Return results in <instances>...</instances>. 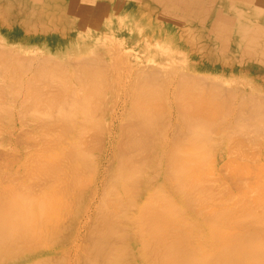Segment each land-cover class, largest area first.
Segmentation results:
<instances>
[{"label":"bare ground","instance_id":"6f19581e","mask_svg":"<svg viewBox=\"0 0 264 264\" xmlns=\"http://www.w3.org/2000/svg\"><path fill=\"white\" fill-rule=\"evenodd\" d=\"M90 2L0 0V121L34 117L0 176V258L87 192L84 264H124L137 236L152 264H264V0Z\"/></svg>","mask_w":264,"mask_h":264},{"label":"rangeland","instance_id":"374dc122","mask_svg":"<svg viewBox=\"0 0 264 264\" xmlns=\"http://www.w3.org/2000/svg\"><path fill=\"white\" fill-rule=\"evenodd\" d=\"M12 109H13V108H12ZM17 109H19V108H17ZM12 111H13V112H12V115H11V116H13V117L15 116V117L12 119V122H11V123H13V122L16 121V122L13 124V125H14V126H13V127H14V130L12 129V130H13L12 133H10L11 131L9 132V130H11V128H13V127H12V124L10 125V123L8 122L9 125H10L11 127H9V125H8V127H7V126H6V122H5V124H4V122H3V121H5V120L0 121V122H3V124H4V126H3L2 123H1L2 127H1V125H0V133H4V134H1V135H0V140H1V141H0V164H1V165H0V173H1L0 176H2V172L5 171V169L7 170V169H9V168H14V165H15V164L17 165V163H19V161H21V155H20L19 153H22V154H23L24 152H23V151H20V148H22L21 150L25 149L24 151L27 152V151H29L28 149L30 148V146L33 148V145H34V144H32V143H34V142H33V141L31 142L32 139H29L30 137L28 136V135L32 134V132H31L30 134H28V132H27L28 135L24 136L26 133L23 132V133H24V135H23V133H22L21 131H19V127H21L22 125H23L24 128L27 126L26 129H27L28 127H30L29 129H32L33 127H32V125H30V124H33L32 122H33L34 117H31V116H30L31 118H33L32 121L30 120V119H31L30 117H29V119H28L29 121H28V120H26V121L24 120L26 124H29V125H30V126H29V125H26L25 123H24V124L19 123L20 118H21V121H23V120H22V117H19V121H18L17 118H18V116H20V114H19V115L17 114V112L19 113V111H18V110L16 111V108H15V110L13 109ZM14 111H15L16 113H15ZM14 113H15V114H14ZM13 114H14V115H13ZM17 115H18V116H17ZM11 116H10V118H11ZM10 118H9V120L11 121ZM23 118H24V117H23ZM25 118H27V117H25ZM14 119H15V121H14ZM27 122H28V123H27ZM29 122H30V123H29ZM8 123H7V124H8ZM18 123H19V124H18ZM20 124H22V125H20ZM2 128H3V129H2ZM26 129L23 130V131H26ZM1 130H3V132H2ZM6 130H7V132H6ZM18 131H19V133H18ZM27 131H28V129H27ZM33 131H34V129H33ZM20 132L22 133V138H24V137L26 138V139H25V138L23 139L24 141L22 140V138L20 139V137H18L19 134H20L19 136H21V133H20ZM29 132H30V131H29ZM7 133H10V134H8V136H7ZM17 133H18V134H17ZM13 134H15V135H13ZM16 134H17V135H16ZM2 135H3V136H2ZM4 136H6V137H4ZM23 136H24V137H23ZM2 137H3V138H2ZM27 137H28V139H27ZM31 137H32V135H31ZM33 137H34V136H33ZM17 138H18V139H17ZM12 139H13V140H12ZM16 140H17V141H16ZM20 140H22L21 143L18 142V141H20ZM33 140H35V139L33 138ZM14 141H15V142H14ZM26 141H27V142L29 141V142L26 143ZM3 142H4V143H3ZM24 142L26 143V145H25ZM16 143H17V144H16ZM22 143H24V144H22ZM29 144H30V145H29ZM31 144H32V145H31ZM19 145H20V146H19ZM24 145H25L26 148L24 147ZM27 146H28V147H27ZM16 147H17V148H16ZM18 149H19V150H18ZM30 149H31V148H30ZM17 150H18V151H17ZM4 153H5V155H4ZM6 153H7L8 155H7ZM12 153H13V154H12ZM2 154H3V155H2ZM9 155H11L10 158H8ZM12 155H13V156H12ZM16 155H17V156H16ZM2 156H3V157H2ZM18 156H19V157H18ZM7 158H8V159H7ZM15 158H16V160H15ZM17 158H18V159H17ZM5 159H7V160H5ZM11 159H13L14 162H11V163H10V160H11ZM13 160H12V161H13ZM5 161H6V162H5ZM8 161H9V162H8ZM1 162H3V164H2ZM5 163H7V164L9 163L8 165H9L10 167L8 168V165L5 164ZM10 164H12V165H10ZM2 165H3V166H2ZM6 165H7V168L5 167ZM11 166H12V167H11ZM4 167H5V169H3ZM10 170L13 171L12 169H10ZM30 173H31V171H30ZM85 175H86V174H85ZM1 178H2V177H0V179H1ZM83 178H84V177H83ZM3 179H5V178H3ZM3 179H1V181H3ZM31 180H32V179H31ZM31 180H30V182H31ZM1 181H0V182H1ZM27 181H29V180H27ZM86 181H87V178H86ZM3 182H4V181H3ZM3 182H2V183H3ZM84 182H85V181H84ZM26 183H27V182H26ZM28 183H29V182H28ZM31 183H32V182H31ZM86 183H87V182H86ZM86 183H85V184H86ZM4 184L6 185V183H4ZM0 185H1V188H2V187H3V184L0 183ZM29 185H32V184H28V187H29ZM26 186H27V184H26ZM86 187H88V186H85L84 188H86ZM31 188H32V186L29 187L28 190L31 189ZM25 189H27V187H26ZM25 189H24V190H25ZM28 190H26V192H27ZM32 190H33V188L31 189V191L28 192L29 195H30V192H32ZM86 191H88L87 188H86ZM22 192H23V191H22ZM22 192H21V194H23V196H27V195H25L26 192H25V193H24V192L22 193ZM28 193H26V194H28ZM85 194H87V192H84V193H83V196H84ZM83 196H82L81 199L79 200V204H78V202L75 204L76 200H75V202L72 201V200H70V201L74 202V203H72V202L69 203V204H72V206L69 205V208H68V207H67V208H63V210H62V208H58V207H59L58 203H57V204L55 203V204L57 205V207H56V205H55V206H52V207H49V206H50V205H49L48 207H49L50 209H49V208H46L47 210H46L45 213L47 214V216H50V212H54V214H51V216H52V215H55V212H56V213L58 212V215H59V212H61V211H65L64 209H68V211H66L65 213L68 212V215H69V216H68V215H67V216H68L69 218L72 219V220H70L71 222L68 223L69 226H67V224H66L67 222L64 223L65 221L68 220V218H67V220L64 219L65 221L61 220V222L63 221V223H64L65 225H63V224L60 225V224H59L60 228H61V226L63 225V227H64V228L62 227L63 229H62V228L60 229L59 226H58V228L55 226L56 224L58 225V223H59L60 220H57V223H56V224H55V222H52V223H51L52 218H50L51 221L49 220V221H50L49 223L52 224V225H51V226H52L51 228H54L53 226H55L54 230H56V229L59 230V231L57 230V231H58V232H57V231H54V230L52 229V230H53V231H51L52 234L54 235V232H57V234H63V233H64V234L66 235V236L64 235V238H63L64 240H63L62 237H61V236H63V235H59V238H58V235L56 236L57 238H56V237L54 238V237H52V235H50V233H51V232L49 231V230H51L50 225H49V227H47V228L44 226V228H46L47 230H48V228H49V230L46 231V232H45V231H42V232H41L42 235H41V234L39 233L40 231L38 232V230H40V229L42 230V228H40V227L38 228V226H39V224H40V223H39V224H37V229H38V230H34V228L36 229V226H35V225H34V228L32 227L33 229L31 228L32 230L36 231L37 233H39V234L41 235V238H39L38 240L36 239V243L33 242V244H30V246H28V247H31V248L34 246V247L32 248L33 250H31V249H29V248H28L29 251H28L27 249H24L25 246L27 247V245H28V241H27V243H26L27 245L25 244V246H21L22 248H23V247H24V248H23V249L21 248L22 250H21V249L19 250L20 252H21V251H23V252L25 251L24 253L22 252L23 254H22V253L19 254V251H17L16 249H14V250H16L17 252H16V251H15V252H14V251H11V249H12V248H11V249H10L11 253H9V252H8V253H5L6 255L3 253L4 256H3L2 258H0V259H1L0 264H29V262H31V260H36V261L38 262L39 260H37V258L43 257V258L45 259V256H46V257L48 256V258H49L50 256H52V257L55 256L56 258L58 257L59 259H62V258H63L62 261L59 260L62 264L64 263V262H63L64 258H65L64 261H66L65 264H81V262H83V264H84V261H85L84 258H88V259H89V257H91L90 259H93L92 256H89L90 254H86V253H84L85 251L88 253L87 248H88L89 245H90V239H89V238H90V236H91V233H90V236L88 235L89 238L86 236L87 234L85 235V233H84V236H86V239H85V237H83V234H82V233H81L82 235L80 234L81 237H80V235L78 236V235L76 234L77 231H78V229H79V227H80L81 225H83V222L86 220V219H85L86 216L89 214V213L87 214V212H86V211H87V208H86V207L88 206V201L86 200V199H87V198H86L87 195H85L84 198H83ZM50 198H51V196H50ZM64 200H65V202H67V201L70 202V201L67 200V199H64ZM66 200H67V201H66ZM81 200H82V201L85 200L84 203H82ZM86 201H87V202H86ZM68 202H67V205H66V206H68ZM50 203H51V205H53V204H52V201H50ZM53 203H54V202H53ZM80 203H81V205H80ZM86 203H87V204H86ZM83 204H84L85 206H83ZM46 205H47V204H45L44 208L47 207ZM86 205H87V206H86ZM82 206H83V207H82ZM53 207H54V208H53ZM60 207H61V206H60ZM71 207H73V208H71ZM78 207H80V208H78ZM70 208H71V210H70ZM84 208H85V209H84ZM58 209H61V211H59ZM83 209H84V210H83ZM50 210H51V211H50ZM54 210H55V211H54ZM253 210H254V209H253ZM255 210H260V209H259V208H258V209L256 208ZM42 211H43V210H42ZM44 211H45V210H44ZM70 211H71V212H70ZM81 211H82V212H81ZM84 211L86 212L85 214H84ZM45 213H44V216H42V217H45V216H46ZM65 213L62 212L61 215H64ZM74 214H75V215H74ZM81 214H82V215H81ZM42 215H43V214H42ZM65 215H66V214H65ZM65 215H64V218L66 217ZM47 216H46V217H47ZM82 216H83L84 218H83ZM58 217H59V216H58ZM62 217H63V216H62ZM62 217H61L60 219H63ZM58 219H59V218H58ZM74 219H75V220H74ZM83 219H84V221H83ZM42 220H43V219H42ZM46 221H48V218H46ZM54 221H56V220L54 219ZM73 221H74V223H73ZM75 221H77L78 223H76ZM79 221H80V222H79ZM94 221H95V219L93 220V223H92V222H90V220H89V223L87 222L86 225H88V227H89V224H92V225H93V224L96 223V225L98 226V224H97V220H96L95 222H94ZM226 221H227V220H226ZM226 221H225V222H226ZM42 222H45V219H44V221H42ZM42 222H41V223H42ZM61 222H60V223H61ZM68 222H69V221H68ZM220 222H221V221H220ZM223 222H224V221H223ZM223 222L218 223V224L221 226V225H223V224L225 223V222H224V223H223ZM47 223H48V222H47ZM47 223H45V224H47ZM53 223H54V224H53ZM72 224H74L76 227H75L74 225H72ZM79 224H80V225H79ZM216 224H217V223H215V224L213 225V227H216V226H215ZM218 224H217V225H218ZM40 225H42V224H40ZM47 225H48V224H47ZM90 226H91V225H90ZM93 226H94V225H93ZM93 226H91V227L88 229V232L90 231V229H91V230L94 229ZM28 227H29V226H28ZM41 227H43V226H41ZM71 227H72V228H71ZM73 227H74V229H73ZM92 227H93V228H92ZM204 227H207V225L204 226ZM217 227H219V226H217ZM217 227H216V228H217ZM29 228H30V227H29ZM44 228H43V229H44ZM200 228H201V227H200ZM76 229H77V230H76ZM201 229H204L203 226H202ZM44 230H45V229H44ZM60 230H61V231L63 230V231H62L61 233H59ZM71 230H72V231H71ZM73 230H74V231H73ZM75 230H76V232H75ZM36 232H32V231H30V229H29V231L27 232V233H29V234H27L26 237H28V236L30 235V233H36ZM44 232H45V233H44ZM71 232H72V233L74 232L73 235L71 234ZM37 233H36V234H37ZM129 233H130V232H129ZM39 234H38V235H39ZM55 234H56V233H55ZM130 234H131V233H130ZM33 235H34V234H33ZM33 235L31 234L30 236H33ZM38 235H37V236H38ZM40 235H39L38 237H40ZM43 235H44V236H43ZM46 235H47V236H46ZM48 235H49V236H48ZM70 235H71L72 238L70 237ZM126 235H127L126 237H125V235H124L125 238H128V236H129V238H131V236L128 234V232L126 233ZM37 236L34 235V237H36V238H37ZM54 236H55V235H54ZM74 236H76V237H74ZM208 236H209V235H206V237L204 236V238L206 239V238H208ZM26 237H25V239H26ZM68 237H69V238H68ZM137 237H138V236H137ZM137 237H136V239H135V238L133 239V240H134V243L137 241V243L134 244L133 247H131V244H133V242H132L133 240H130V239H129L128 242H129V241H130V242H129V243H126L127 240H126L125 238H124L125 241L122 239V240H123V241L121 240L122 242H119V243L115 244L116 249H117V246H116V245H120V249H121V246H122V245L124 246L125 243L128 244V245L130 244V248H132V249H131V252L128 251L127 253H130L132 256H133V253H134V256L132 257L131 255L128 254V257L130 256V257L128 258L127 255H126L127 253L125 254V253L123 252V254H122L123 256H122V257H125V259H123L122 261H123V262H124V261H125V262L129 261L128 263L131 262L130 264H146V263H145V260H146V262H147L148 264H152L151 261H152L153 258H154V256H152V254H155L153 251H155L157 245H159V244H157V243L155 242V240H153L152 238H151V239H152L151 242H150V241L148 242V240H146V238H147L146 236L142 237V238H144V239L140 238V236H139L140 239H142V240H146V241H147V242H145V241L143 242V243H147V244H143V243H142L143 246H144V245L148 246V250H147V251H149V250L151 251V248L153 249V247L155 248V249H153V250L151 251V255H150V254H149V255L147 254V258H148V260H147V259H145V258H146V253H147V252H146V253H142V252L146 251V250H144V249H147V248H146L145 246H144V247H145V248H144V247L141 245V242H140V239H139V238H138V240H139V242H138ZM209 237H210V236H209ZM30 238L32 239V237H30ZM30 238H28V239H26V240H29ZM60 238H61L62 240H60ZM74 238H76V239H74ZM80 238H81V239H84V241H82ZM25 239H24V240H25ZM33 239H34V238H33ZM40 239H41V240H40ZM52 239H53V240H52ZM88 239H89V240H88ZM131 239H132V238H131ZM147 239H150V238H147ZM193 239H195V238H193ZM201 239H203V238H199V239H195V240H196V241L199 240V242H200V241H202ZM205 239H204V242L207 241V239H206V240H205ZM212 239H213V238H211V240H212ZM24 240H23V241H24ZM72 240H74V241H72ZM142 240H141V241H142ZM209 240H210V238H209ZM209 240H208V242H209ZM32 241H33V240H32ZM32 241L29 240L30 243H31ZM48 241H49V242H48ZM51 241H53V243H51ZM78 241H79V242H78ZM115 241H119V240H115ZM152 241H154V242H153L154 244H152ZM82 242H83V243H82ZM197 242H198V241H197ZM208 242H207V243H208ZM211 242H212V241H211ZM20 243H21V244L23 243V245H24L25 241H24V242H20ZM20 243H19V244H20ZM43 243H44V244H43ZM49 243H50V244H49ZM61 243H62V244H61ZM68 243H69V245H68ZM72 243H73V244H72ZM74 243H75V244H74ZM77 243L79 244V246H77ZM122 243H124V244H122ZM138 243H139V244H138ZM150 243L153 245V247L151 246ZM155 243H156V245H155ZM35 244H36V245H35ZM46 244H47V246H45ZM66 244H67L68 246H67ZM70 244H71V245H70ZM137 244H138V245H137ZM149 244H150V245H149ZM31 245H32V246H31ZM75 245H76V247H75ZM80 245H81V246H80ZM128 245H126V246H128ZM136 245H137V246H136ZM140 245L144 248V249L141 248V249H143V251H141L142 256H141V253H140V250H141V249L139 250V248H140L139 246H140ZM205 245H206V244H205ZM40 246H41V247H40ZM43 246H44V247H43ZM65 246H67V247H65ZM123 246H122V247H123ZM155 246H156V247H155ZM37 247H38V248H37ZM70 247H71V248H70ZM86 247H87V248H86ZM135 247L138 248V253H140V255L137 254V250L135 249ZM34 248H36V249L34 250ZM68 248H69L70 250H69ZM74 248H76V249H74ZM84 248H85V249H84ZM125 248H128V249L130 250L129 247H125ZM149 248H150V249H149ZM4 249H5V248H4ZM90 249H92V247H90ZM116 249H115V250H116ZM26 250H27V251H26ZM30 250H31V251H30ZM65 250H66V251H65ZM81 250H82V251H81ZM88 250H89V249H88ZM115 250H114V251H115ZM122 250H124V249L122 248ZM132 250H134V251L136 250V251L133 252ZM38 251H39V252H38ZM67 251H68V252H67ZM124 251H126V250H124ZM12 252H13V253H12ZM29 252H30V253H29ZM70 252H71V254H70ZM74 252H76V253H74ZM91 252H93V250H92ZM91 252H90V253H91ZM115 252H116V251H115ZM115 252H114V254H112L113 257H114V255H115ZM132 252H133V253H132ZM17 253H18V255H16ZM33 253H34V254H33ZM112 253H113V252H112ZM117 253H120V252H117ZM121 253H122V252H121ZM8 254H9V255H8ZM13 254H15V256H14ZM54 254H55V255H54ZM92 254H93V253H91V255H92ZM124 254H125V256H124ZM135 254H136V255H135ZM11 255H12V256H11ZM31 255H33V256H31ZM57 255H58V256H57ZM72 255H73V256H72ZM83 255H85V256L87 255V256H86V257L84 256V258H83ZM28 256H29V257H28ZM60 256H61V258H60ZM88 256H89V257H88ZM115 256H116V255H115ZM136 256H138L139 258L136 257ZM143 256H144V257H143ZM151 256H152V258H150ZM5 257H7V258H6V259H3V258H5ZM9 257H10V258H9ZM24 257H26V258H24ZM131 257H132V258H131ZM142 257H143V258H142ZM22 258H23V259H22ZM31 258H32V259H31ZM120 258H121V257H120ZM127 258H128L129 260H127ZM130 258H131V259H130ZM149 258L151 259V260H150L151 263H149ZM2 259H3V260H6V261H3ZM24 259H25V260H24ZM40 259H42V258H40ZM44 259H43V261H44ZM49 259L52 260L51 257H50ZM53 259H55V258H53ZM83 259H84V260H83ZM88 259H87V261L90 260V259H89V260H88ZM143 259H144V260H143ZM46 260H47V259H46ZM93 260H94V259H93ZM93 260H90V261L93 262ZM36 261H34V262H36ZM41 261H42V260H41ZM52 261H53V260H52ZM55 261H58V260H55ZM74 261H75V262H74ZM90 261H89V262H90ZM77 262H78V263H77ZM125 262H124V264H125ZM85 263H86V262H85ZM87 263H88V262H87ZM87 263H86V264H87ZM128 263H127V264H128ZM31 264H32V262H31ZM34 264H35V263H34ZM58 264H60V263H58Z\"/></svg>","mask_w":264,"mask_h":264},{"label":"clouds","instance_id":"9594fccd","mask_svg":"<svg viewBox=\"0 0 264 264\" xmlns=\"http://www.w3.org/2000/svg\"><path fill=\"white\" fill-rule=\"evenodd\" d=\"M96 2H97V0H91V2L88 3V5H91V6L94 7L95 4H96ZM117 19H118L121 23H123V22L127 21V20L129 19V17H128V16H123V17H117Z\"/></svg>","mask_w":264,"mask_h":264}]
</instances>
